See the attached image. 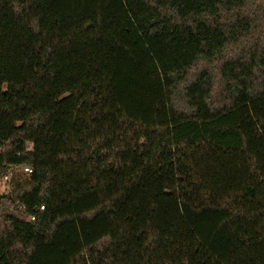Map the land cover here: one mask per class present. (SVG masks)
I'll list each match as a JSON object with an SVG mask.
<instances>
[{
	"label": "trees",
	"instance_id": "1",
	"mask_svg": "<svg viewBox=\"0 0 264 264\" xmlns=\"http://www.w3.org/2000/svg\"><path fill=\"white\" fill-rule=\"evenodd\" d=\"M18 165L0 264H264V0H0Z\"/></svg>",
	"mask_w": 264,
	"mask_h": 264
},
{
	"label": "built area",
	"instance_id": "2",
	"mask_svg": "<svg viewBox=\"0 0 264 264\" xmlns=\"http://www.w3.org/2000/svg\"><path fill=\"white\" fill-rule=\"evenodd\" d=\"M32 172V169L31 167L29 166H26V165H18V166H11L8 171L3 174L2 178H1V181H2V185L3 186H7L8 183L10 182L11 180V177L15 174H23V175H28ZM40 209H42V207H40ZM35 215H32L30 216V221H34L35 220Z\"/></svg>",
	"mask_w": 264,
	"mask_h": 264
},
{
	"label": "rangeland",
	"instance_id": "3",
	"mask_svg": "<svg viewBox=\"0 0 264 264\" xmlns=\"http://www.w3.org/2000/svg\"><path fill=\"white\" fill-rule=\"evenodd\" d=\"M2 184H3V183H2V181L0 180V190H1V191H4V192L8 191V185L4 187Z\"/></svg>",
	"mask_w": 264,
	"mask_h": 264
}]
</instances>
